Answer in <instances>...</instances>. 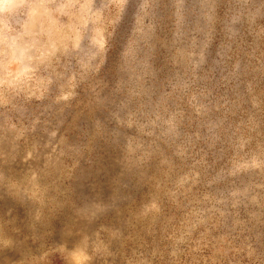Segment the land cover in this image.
Returning a JSON list of instances; mask_svg holds the SVG:
<instances>
[{
  "label": "rangeland",
  "instance_id": "1",
  "mask_svg": "<svg viewBox=\"0 0 264 264\" xmlns=\"http://www.w3.org/2000/svg\"><path fill=\"white\" fill-rule=\"evenodd\" d=\"M0 264H264V0H0Z\"/></svg>",
  "mask_w": 264,
  "mask_h": 264
}]
</instances>
